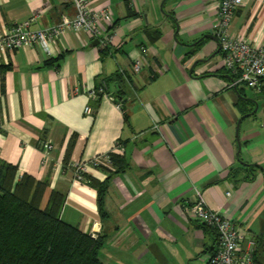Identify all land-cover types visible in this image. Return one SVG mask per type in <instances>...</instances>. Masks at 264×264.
Masks as SVG:
<instances>
[{
	"label": "crops",
	"instance_id": "crops-1",
	"mask_svg": "<svg viewBox=\"0 0 264 264\" xmlns=\"http://www.w3.org/2000/svg\"><path fill=\"white\" fill-rule=\"evenodd\" d=\"M90 4L113 13L104 53L85 31L67 29L51 53L21 46L0 56L8 66L0 73V160L48 182L42 208L53 190L64 193L61 218L104 235L103 264H206L217 234L186 213L197 191L243 226L242 246L253 238L264 264V169L247 172L264 168V94L232 85L211 29L218 0ZM33 16L32 28H45L74 8L71 0H0V34ZM230 32L264 46V0H242ZM140 47L147 64L135 73ZM110 152L124 160L118 172L89 167L84 181L74 179V162ZM87 176L107 182L104 214Z\"/></svg>",
	"mask_w": 264,
	"mask_h": 264
},
{
	"label": "built area",
	"instance_id": "built-area-1",
	"mask_svg": "<svg viewBox=\"0 0 264 264\" xmlns=\"http://www.w3.org/2000/svg\"><path fill=\"white\" fill-rule=\"evenodd\" d=\"M71 4L74 16H63L58 24L50 27L32 28L34 16L12 25L0 34V56L21 46H40L46 53H51V44L67 29L83 30L91 39H98L97 47L100 51L108 49L112 35L104 29L103 24L113 21L111 9L108 6L94 8L90 0H71ZM241 4L242 0H218L217 18L211 29L223 53L224 66L233 76L232 85L245 86L260 92L264 85V46L252 44L244 37L235 36L230 32L231 19ZM146 64L147 49L140 47L139 53L131 60L133 72H139ZM101 92H104L103 88L93 90L90 94L94 96ZM109 97L116 100L115 95ZM85 112L90 113L91 108L86 107ZM114 150L122 152L123 146L117 142ZM110 153L97 155L87 162H74V179L83 181L89 167H112ZM186 213L192 220L213 229L217 234L216 248L206 255V264H259L255 259L256 241L249 238L243 247V226L220 211L210 209L200 191H197L195 200L186 206Z\"/></svg>",
	"mask_w": 264,
	"mask_h": 264
},
{
	"label": "trees",
	"instance_id": "trees-1",
	"mask_svg": "<svg viewBox=\"0 0 264 264\" xmlns=\"http://www.w3.org/2000/svg\"><path fill=\"white\" fill-rule=\"evenodd\" d=\"M106 50H101V53ZM7 69L8 66L0 65L1 74ZM118 75L114 83L119 89L121 75ZM1 91L4 92V87ZM259 93L264 94V85ZM110 159L111 168L118 172L124 165L121 155L111 152ZM257 167L264 169L250 164L247 172L253 174ZM234 174L229 172L231 177ZM86 179L97 190L99 211L104 214L107 182H99L89 176ZM47 186L46 180H37L27 173L19 175L16 165L0 160V264H103L99 251L104 235L85 233L64 221L60 215L65 195L59 190L50 193L46 206L42 208Z\"/></svg>",
	"mask_w": 264,
	"mask_h": 264
},
{
	"label": "water",
	"instance_id": "water-1",
	"mask_svg": "<svg viewBox=\"0 0 264 264\" xmlns=\"http://www.w3.org/2000/svg\"><path fill=\"white\" fill-rule=\"evenodd\" d=\"M161 6H162V4H161ZM92 44L94 46H96L98 44V39H94L93 42H92ZM238 128H239V121H238L237 127H236V135H237V141H238V148H240L239 137H238Z\"/></svg>",
	"mask_w": 264,
	"mask_h": 264
},
{
	"label": "rangeland",
	"instance_id": "rangeland-1",
	"mask_svg": "<svg viewBox=\"0 0 264 264\" xmlns=\"http://www.w3.org/2000/svg\"><path fill=\"white\" fill-rule=\"evenodd\" d=\"M160 7V6H159ZM160 10L162 11V8H160Z\"/></svg>",
	"mask_w": 264,
	"mask_h": 264
}]
</instances>
